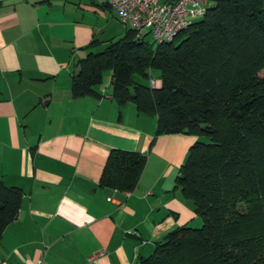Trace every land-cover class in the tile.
<instances>
[{
	"label": "crops",
	"instance_id": "obj_1",
	"mask_svg": "<svg viewBox=\"0 0 264 264\" xmlns=\"http://www.w3.org/2000/svg\"><path fill=\"white\" fill-rule=\"evenodd\" d=\"M127 27L104 0H0V180L23 192L0 264H137L198 219L174 187L197 136L153 139L155 115L118 105L109 71L100 97L70 93L77 59ZM113 147L146 154L130 191L98 183Z\"/></svg>",
	"mask_w": 264,
	"mask_h": 264
},
{
	"label": "trees",
	"instance_id": "obj_2",
	"mask_svg": "<svg viewBox=\"0 0 264 264\" xmlns=\"http://www.w3.org/2000/svg\"><path fill=\"white\" fill-rule=\"evenodd\" d=\"M148 36L128 26L88 50L70 83L72 96L98 98L109 71L118 105L155 115L153 139L208 137L192 142L174 177L201 225L171 229L137 264H264V0H208L171 40ZM152 69L158 86L150 84ZM145 163V153L113 147L98 183L130 191ZM22 199L19 186L0 180V239Z\"/></svg>",
	"mask_w": 264,
	"mask_h": 264
},
{
	"label": "built area",
	"instance_id": "obj_3",
	"mask_svg": "<svg viewBox=\"0 0 264 264\" xmlns=\"http://www.w3.org/2000/svg\"><path fill=\"white\" fill-rule=\"evenodd\" d=\"M105 1L116 11L122 23L136 30V36L146 31L157 42L171 40L190 23L193 17L204 13L208 2V0ZM150 84L158 86L159 79L150 77ZM41 263L42 258L38 257L36 264Z\"/></svg>",
	"mask_w": 264,
	"mask_h": 264
},
{
	"label": "rangeland",
	"instance_id": "obj_4",
	"mask_svg": "<svg viewBox=\"0 0 264 264\" xmlns=\"http://www.w3.org/2000/svg\"><path fill=\"white\" fill-rule=\"evenodd\" d=\"M197 18H199V16H196V17H193V19H197ZM129 25V24H128ZM149 36V38L150 39H152V37H151V35L150 34H148ZM103 46H101V47H98V48H95L94 49V51H96V50H99V49H101ZM158 70L157 69H152V77H156L157 75H158ZM258 74L259 75H261V76H264V67L262 68V69H260L259 70V72H258ZM195 136H197V135H195ZM196 139H198V140H208V137H207V135H198L197 136V138ZM201 219H200V217H198V219L197 220H194V221H192V222H190V225L191 226H200L201 225Z\"/></svg>",
	"mask_w": 264,
	"mask_h": 264
}]
</instances>
